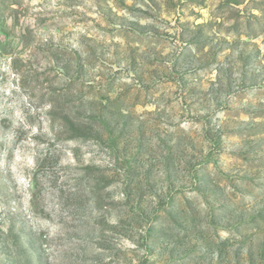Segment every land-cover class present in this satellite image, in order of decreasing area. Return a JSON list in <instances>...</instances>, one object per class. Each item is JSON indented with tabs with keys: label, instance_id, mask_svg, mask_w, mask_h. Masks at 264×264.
<instances>
[{
	"label": "rangeland",
	"instance_id": "obj_1",
	"mask_svg": "<svg viewBox=\"0 0 264 264\" xmlns=\"http://www.w3.org/2000/svg\"><path fill=\"white\" fill-rule=\"evenodd\" d=\"M0 264H264V0H0Z\"/></svg>",
	"mask_w": 264,
	"mask_h": 264
}]
</instances>
